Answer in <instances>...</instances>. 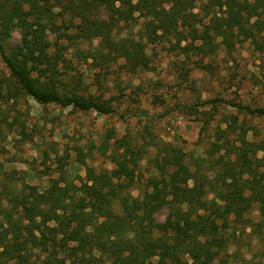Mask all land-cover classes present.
Instances as JSON below:
<instances>
[{
  "label": "trees",
  "instance_id": "1",
  "mask_svg": "<svg viewBox=\"0 0 264 264\" xmlns=\"http://www.w3.org/2000/svg\"><path fill=\"white\" fill-rule=\"evenodd\" d=\"M16 31L20 39L12 42ZM159 43L186 58L199 56L198 66L220 47L233 54L237 44L264 55V0H0V55L9 70L0 71V140L19 123L17 115L10 121L11 112H20L28 98L43 106L114 112V97L95 94L73 74L71 48L80 63L104 74L119 61L137 74L154 68L149 44ZM262 60L257 83L264 92ZM97 82L101 89L99 77ZM206 102L214 103L216 113L202 111L203 131L218 112L217 102L264 117V106ZM251 130L243 119L231 144L217 126L203 156L151 131L124 137L109 153L113 169L88 166L80 184L53 178L43 191L0 157V264L246 260L240 249L251 245L246 235L264 244V141L252 139ZM101 151L106 154L105 143ZM143 161L151 166L144 180Z\"/></svg>",
  "mask_w": 264,
  "mask_h": 264
},
{
  "label": "rangeland",
  "instance_id": "2",
  "mask_svg": "<svg viewBox=\"0 0 264 264\" xmlns=\"http://www.w3.org/2000/svg\"><path fill=\"white\" fill-rule=\"evenodd\" d=\"M139 23L133 27L134 34L139 32ZM19 39L20 33L16 31L12 42ZM149 47L154 68L137 74L127 72L122 61L104 74L90 62L80 63L71 48L68 58L77 68L73 74H80L95 94L105 92L106 98L114 97V112L103 114L56 104L43 106L32 98L22 100L18 105L20 112H11L10 118L11 121L17 115L19 123L0 140V157L5 167L43 191L53 178H67L80 184L87 178L88 166L113 169L109 153L117 146V140L146 131L181 145L189 155L196 156L205 155L210 142L216 139L217 126L226 130L223 142L237 143L243 119L252 129L250 137L264 141V117L247 116L227 102L215 103L218 112L208 129L202 130V111L216 113L214 103L206 101L221 99L264 106V92L257 83L264 56L261 52L248 43L237 44L233 54L220 47L198 66L195 61L200 60L199 56H180L170 49V44ZM0 71L9 74L1 55ZM97 77L103 89L98 88L101 86ZM190 105H196L199 112H194ZM102 143L106 144V154L101 151ZM259 155L264 156V151ZM141 171L143 180L150 175L147 161L141 163ZM165 213L164 210L158 214L161 220ZM245 237L252 240L251 245L245 243L240 248L246 260H237L235 264H264V244Z\"/></svg>",
  "mask_w": 264,
  "mask_h": 264
}]
</instances>
